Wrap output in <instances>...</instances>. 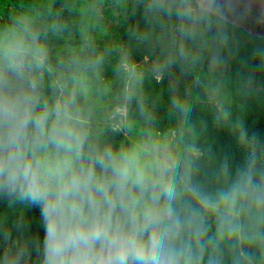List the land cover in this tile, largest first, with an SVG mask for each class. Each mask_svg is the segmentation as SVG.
Wrapping results in <instances>:
<instances>
[{"label": "clouds", "instance_id": "1", "mask_svg": "<svg viewBox=\"0 0 264 264\" xmlns=\"http://www.w3.org/2000/svg\"><path fill=\"white\" fill-rule=\"evenodd\" d=\"M259 24L232 0L0 15V197L18 231L30 209L43 227L0 264H264V137L246 122L264 102V9ZM233 114L240 162L208 137Z\"/></svg>", "mask_w": 264, "mask_h": 264}, {"label": "trees", "instance_id": "2", "mask_svg": "<svg viewBox=\"0 0 264 264\" xmlns=\"http://www.w3.org/2000/svg\"><path fill=\"white\" fill-rule=\"evenodd\" d=\"M18 3V0H0V15H6L8 11ZM140 19L139 15H129V24H134ZM114 34H119L123 36V27L114 28ZM139 59L143 58V52L138 51L136 53ZM167 80L164 83V87L166 88ZM156 90H160V85L155 86ZM234 119L235 114H233L227 124L221 129L215 130L212 128L211 123L209 124L208 137L209 140L212 141L215 145L216 150H223L225 148H231L235 153L236 160L238 162L242 161L245 156V151L241 147L239 143L238 132L234 128ZM247 126L250 131H255L261 137H264V102L254 103L247 114L246 117ZM21 211L19 207L15 209L7 208L6 199L0 197V219H4L6 217L3 226L0 227V255L3 254L6 247L11 246L16 241H31L33 237L39 236V238L43 239V227L40 222L39 210L38 209H30L27 210L26 216L30 221V228L26 232L18 231L15 227L16 220L18 218V214ZM10 232V236L8 239H5V231ZM32 251L33 260L36 259V252L34 248H30Z\"/></svg>", "mask_w": 264, "mask_h": 264}, {"label": "water", "instance_id": "3", "mask_svg": "<svg viewBox=\"0 0 264 264\" xmlns=\"http://www.w3.org/2000/svg\"><path fill=\"white\" fill-rule=\"evenodd\" d=\"M239 14H247V23L251 27H261L259 20L264 0H232Z\"/></svg>", "mask_w": 264, "mask_h": 264}]
</instances>
